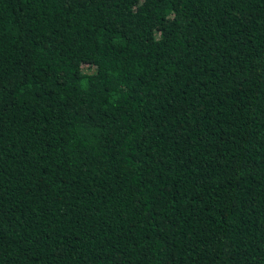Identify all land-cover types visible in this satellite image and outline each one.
Masks as SVG:
<instances>
[{
    "label": "trees",
    "instance_id": "1",
    "mask_svg": "<svg viewBox=\"0 0 264 264\" xmlns=\"http://www.w3.org/2000/svg\"><path fill=\"white\" fill-rule=\"evenodd\" d=\"M0 264H264V0H0Z\"/></svg>",
    "mask_w": 264,
    "mask_h": 264
}]
</instances>
